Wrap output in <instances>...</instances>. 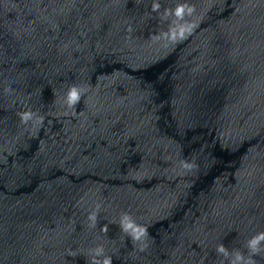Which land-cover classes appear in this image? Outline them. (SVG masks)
Wrapping results in <instances>:
<instances>
[{
    "label": "water",
    "instance_id": "obj_1",
    "mask_svg": "<svg viewBox=\"0 0 264 264\" xmlns=\"http://www.w3.org/2000/svg\"><path fill=\"white\" fill-rule=\"evenodd\" d=\"M153 2L0 0V264L98 246L113 264L229 263L216 249L232 253L264 130V0ZM178 4L195 11L174 23Z\"/></svg>",
    "mask_w": 264,
    "mask_h": 264
},
{
    "label": "clouds",
    "instance_id": "obj_2",
    "mask_svg": "<svg viewBox=\"0 0 264 264\" xmlns=\"http://www.w3.org/2000/svg\"><path fill=\"white\" fill-rule=\"evenodd\" d=\"M160 9V4L154 0L151 11L158 12ZM195 11L193 6L187 4H178L174 9H165L164 17L167 18L169 15L175 17V22L184 21L185 16H191ZM191 26L185 23L178 24L177 27L170 28L168 33L164 34L165 38L171 42H177L186 38V33H190ZM83 93L77 86H72L68 92L66 101L69 107L75 108L76 105L80 102ZM22 123L27 124L30 120L33 119V113L31 111L19 113ZM41 123L43 118H40ZM99 205L97 209L89 213L88 220L91 222V227H96L97 218H98ZM121 231L126 233L132 241H143V239L148 235V230L146 227L137 225L131 217L125 213L121 217L119 224ZM101 231L107 232V225H105ZM264 242V232H260L253 236L248 242L246 247L249 250V256H245L239 251L234 254H230L227 248L221 244L217 247L216 251L218 254L223 255L226 259H229V264H255V260L252 258L255 255H258L261 251V243ZM144 249L141 248V251ZM71 255V253H70ZM231 256V258H229ZM88 264H113L112 257L104 255V249L102 246L92 250L91 259Z\"/></svg>",
    "mask_w": 264,
    "mask_h": 264
}]
</instances>
